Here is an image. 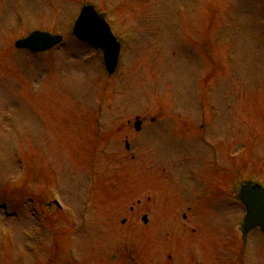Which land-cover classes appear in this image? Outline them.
<instances>
[{"label": "rangeland", "instance_id": "rangeland-1", "mask_svg": "<svg viewBox=\"0 0 264 264\" xmlns=\"http://www.w3.org/2000/svg\"><path fill=\"white\" fill-rule=\"evenodd\" d=\"M141 1L0 0V264H63L66 240L95 264H134L131 256L162 264L161 230L170 219L180 235L176 262L190 264L176 209L191 183L227 196L207 216L240 235L233 194L247 180L264 184V0ZM86 4L97 13L109 4L102 14L125 51L110 78L101 53L72 35ZM35 29L62 35V45L35 60L16 50ZM209 111L217 120L204 134L220 151L212 180L195 129ZM53 193L69 211H46ZM89 194L87 226L79 227ZM153 194L158 206L147 226L139 217ZM153 219L163 239L156 255L143 234ZM251 236L260 249L264 236Z\"/></svg>", "mask_w": 264, "mask_h": 264}, {"label": "water", "instance_id": "water-1", "mask_svg": "<svg viewBox=\"0 0 264 264\" xmlns=\"http://www.w3.org/2000/svg\"><path fill=\"white\" fill-rule=\"evenodd\" d=\"M85 12V15L80 18L77 24V35L86 41L91 40L96 43L98 39L86 34V32H84V25L95 27L104 35H107V32L104 28H101L97 22H95L96 17L92 12L88 10H85ZM101 26H103V24H101ZM58 42L59 38L57 39L41 33H33L27 39L17 42L16 47L27 48L32 51H44L54 46ZM102 46L107 48L108 58L109 56H113L112 49L108 44L104 43ZM241 198L246 207L250 210L249 216L246 220L245 228L250 229L258 225L264 231V193L258 188H245L242 191Z\"/></svg>", "mask_w": 264, "mask_h": 264}]
</instances>
